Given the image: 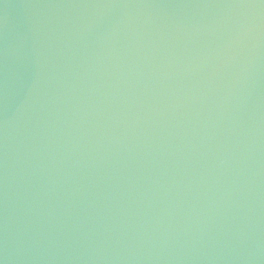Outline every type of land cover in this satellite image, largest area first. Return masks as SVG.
<instances>
[{
	"label": "water",
	"instance_id": "water-1",
	"mask_svg": "<svg viewBox=\"0 0 264 264\" xmlns=\"http://www.w3.org/2000/svg\"><path fill=\"white\" fill-rule=\"evenodd\" d=\"M0 264H264V0H0Z\"/></svg>",
	"mask_w": 264,
	"mask_h": 264
}]
</instances>
